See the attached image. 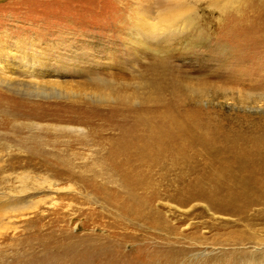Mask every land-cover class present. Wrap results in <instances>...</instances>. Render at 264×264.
Instances as JSON below:
<instances>
[{
    "label": "rangeland",
    "instance_id": "rangeland-1",
    "mask_svg": "<svg viewBox=\"0 0 264 264\" xmlns=\"http://www.w3.org/2000/svg\"><path fill=\"white\" fill-rule=\"evenodd\" d=\"M161 1L0 0V264H264V207L188 184L197 140L188 164L120 145L168 114L264 140V0H180L150 33Z\"/></svg>",
    "mask_w": 264,
    "mask_h": 264
},
{
    "label": "bare ground",
    "instance_id": "bare-ground-1",
    "mask_svg": "<svg viewBox=\"0 0 264 264\" xmlns=\"http://www.w3.org/2000/svg\"><path fill=\"white\" fill-rule=\"evenodd\" d=\"M146 1L154 5L157 0ZM217 1L219 4L222 2L223 8L228 6V0ZM156 4H159L157 6L160 8L158 13L151 18L148 13L146 15L149 17L148 20H153L152 22L147 20V25L144 27V30L150 33L154 32L153 30L157 27L166 28L174 25L180 19L181 8H183L180 0H164ZM187 117V114L186 117L168 114L167 118L172 134L167 138H158L154 142L155 149H148L146 146L148 143H143L142 146L137 145L138 143L134 141L132 146L127 140H124L120 144L121 152L137 150L134 154H138L136 156L144 163L154 162L159 153L182 155L183 164H186L191 158L188 155L185 157V151L180 147V141L193 138L198 141L200 146L198 154L201 152L203 158L206 156L208 162L205 168H201L196 162L186 165L189 172L193 174L192 180H187L190 186L198 188L200 195L205 197L207 202L214 196L220 202L214 205H222L216 208L218 211L226 213L238 211L242 214L246 208L252 206L264 207V140L258 136H249L250 134L245 138L241 134H234L233 131V133L228 130L222 131L217 125L207 124L201 127L197 118L192 115L191 119ZM240 136L243 139L237 143ZM173 139H177V141Z\"/></svg>",
    "mask_w": 264,
    "mask_h": 264
}]
</instances>
